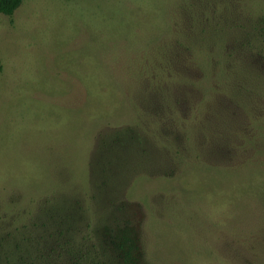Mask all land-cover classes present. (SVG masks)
<instances>
[{
  "label": "rangeland",
  "instance_id": "374dc122",
  "mask_svg": "<svg viewBox=\"0 0 264 264\" xmlns=\"http://www.w3.org/2000/svg\"><path fill=\"white\" fill-rule=\"evenodd\" d=\"M125 229L137 264H264V0L0 15V264L62 231L123 264Z\"/></svg>",
  "mask_w": 264,
  "mask_h": 264
},
{
  "label": "trees",
  "instance_id": "16d2710c",
  "mask_svg": "<svg viewBox=\"0 0 264 264\" xmlns=\"http://www.w3.org/2000/svg\"><path fill=\"white\" fill-rule=\"evenodd\" d=\"M21 4L22 0H0V15L11 17ZM90 240L62 231V246L58 244L57 248L47 251L42 248L37 249L34 257L29 256L22 264H88L90 253L86 252L85 244ZM108 240L123 264L139 262L137 241L130 230L125 229L116 236L109 234Z\"/></svg>",
  "mask_w": 264,
  "mask_h": 264
}]
</instances>
